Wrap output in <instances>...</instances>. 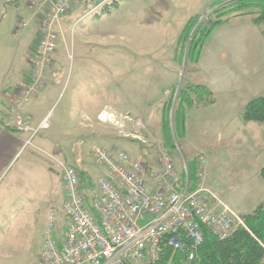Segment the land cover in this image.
Segmentation results:
<instances>
[{"label":"rangeland","instance_id":"obj_1","mask_svg":"<svg viewBox=\"0 0 264 264\" xmlns=\"http://www.w3.org/2000/svg\"><path fill=\"white\" fill-rule=\"evenodd\" d=\"M77 1L74 2L72 10L77 4L90 8L100 3L97 11H84L91 15L99 12L106 3L111 2V0ZM213 1H196L197 10L199 9L197 12L199 13L193 16H198V21L186 42L178 43L177 41L174 50L175 60L172 64L154 65V63H150L147 58L148 53H145V49L139 48L138 42L135 44L133 40H115L108 46H101L96 39V33H93V40L90 39L87 44H84L81 41L82 38L75 34L74 30L71 31L70 38L68 31L58 30V24L55 27L57 23L55 22L53 27L57 37L56 49L51 62L49 64L44 63L41 66V64H38L39 60L35 49H37V42L42 36V22L40 23L38 36L29 47H27L29 39L27 32L31 27L30 23H27L24 27L26 32L24 33V54L27 55L26 61H24L26 62L24 76L29 81L24 79V87L36 84L35 92L32 93L30 98H33L34 94L40 93L36 101L39 112L43 115L42 119L44 117L48 119L49 127L39 129L32 136L42 119L38 123H33L34 121L25 113L24 116L15 112L6 115V122L12 127L16 128L15 123L20 120L30 129L27 132L18 130L22 132L21 136L23 138H28V143L19 151L0 177V264H36L39 249L48 229L50 208H54L55 213H57L55 226L57 230L62 223V217L58 214L54 202L56 194L50 191L47 179L43 182L41 166L37 169L36 166L29 163V153L32 149H35L34 144L40 142L47 144L48 139H63L65 136L77 135V132H81L79 126L84 125L88 119H95L96 110L102 109L108 101L113 103L123 102L128 109L135 107V111H105L102 112L103 117H105L104 114L113 115L110 121L101 119L91 121L92 123L82 130V133H86V136L82 137V140L86 143L80 142L79 144L80 161L76 164L80 165L82 157L89 152L92 156V148L95 146L119 148L116 146L115 140L120 139V141L129 144L131 149L139 150V158H146L150 161L156 157L158 151L168 152L177 171H181L185 164L188 167L190 162L187 159L188 148L198 154L200 151L203 152V149L211 147L212 151H207V154L204 153L203 156L207 160H213L218 171V177L221 179L220 186L222 188L234 192L238 188L236 186L237 180L247 178V175L238 177L235 171V168H238L237 164L241 163V161H236V157L246 153V151L241 149L240 152H235L237 151L234 150L236 144L226 142V136H224L223 141L219 138L211 143H204L200 142L195 135L189 136L187 139L176 135L174 111L177 107V94L180 89L186 86H180L178 89L174 87L168 95H160L162 93L161 87L172 78L166 70L167 67H173L174 65L177 67L179 74L176 86H178L181 83V77L183 78V74L189 69L191 63H195L188 59V45L201 23L207 24L208 21L216 19L214 13L216 7H212ZM192 8L190 4L189 6L186 4L176 8L174 14L176 18L180 19L186 14L195 12L191 11ZM72 10L65 16L69 15ZM173 26H175V23H173ZM161 28L163 31L157 33L156 37L158 38L157 50L159 56L167 59L173 55L170 46L166 45L170 33L165 28ZM0 32L2 33V28ZM218 33V31H215V34L212 33L215 36H210L209 49H212L218 43V37L216 36ZM7 34L10 35L8 32ZM8 35H0V88L4 84L17 80L16 69L19 65L17 56L19 55L21 60L23 53V45L16 44ZM227 36L229 38L228 34ZM140 38V43H143L146 38L143 31ZM56 53L54 69L53 62ZM154 83L155 87L151 89ZM22 88L21 86L18 93L13 92L15 103L19 105L22 100ZM150 92L153 95H149ZM2 99L0 89V100ZM108 108L106 106L103 109L108 110ZM189 109H187V112ZM125 114L133 119H139L142 122V128L136 132L127 120L123 119ZM162 117H165L169 124L170 138L173 143L171 147L165 145V137L161 133ZM248 125L255 129L258 128V125H264V123L252 122ZM260 135L257 132L255 139L260 140ZM26 139H23V143L26 142ZM73 139L66 138V141L52 145L47 151L58 153L64 159V165L72 164L76 166L73 160L75 158ZM258 144L260 145V143ZM258 144L252 148L260 147ZM37 157L41 159L38 154ZM45 160L49 168H52L60 177L62 165L58 166V164L52 162L53 160ZM58 181V178L54 177L52 184L55 189L58 186ZM242 186V184H239V188L242 190L247 189V187ZM250 210V208H244L242 212H234L242 219L241 213Z\"/></svg>","mask_w":264,"mask_h":264},{"label":"crops","instance_id":"obj_2","mask_svg":"<svg viewBox=\"0 0 264 264\" xmlns=\"http://www.w3.org/2000/svg\"><path fill=\"white\" fill-rule=\"evenodd\" d=\"M53 1L20 0L18 5H14L13 0H0V14L2 15L0 17V29L2 28L0 35H8V32L10 34L8 36H11L13 42L20 46L23 45L22 59L20 60L19 55L17 56L19 64L16 69L17 80L4 84L0 88L3 97L0 100V177L18 155L19 151L28 143V138L26 139L21 136L22 132L10 130L12 126L6 122L7 113L15 112L23 116L25 113L27 116H30L34 121L33 123H38L43 117L39 112L36 101L40 93H36L26 103L21 101L20 105L15 103L13 94L18 93L21 86L24 87V79L29 81L24 76V66L26 64L24 61H26L27 56L26 53L24 54V33H26L24 27L27 23H30L31 28L27 32L29 36L27 47H29L38 36L41 20ZM196 1L127 0L120 2L118 8L112 10L111 13L104 14L99 18H95L94 15L84 11H97L100 3L90 8L77 4L69 15L59 19L55 27L58 24V30L68 31L70 38L72 35L71 31L74 30V33L82 38L81 41L84 44H87V41L90 39L93 40V33H96V39L100 42L101 46H108L115 40H133L135 44L138 42L139 48L145 49V53H148L147 58L150 63H154V65L163 63L172 64L175 60L174 50L177 40L184 25L190 17L199 13L197 12L199 9L197 10L198 5H196ZM186 4L188 6L190 4L193 7L191 11L195 12L186 14L180 19L176 18L174 14L175 9ZM253 18L251 15L236 16L219 25L213 31L214 34L215 31L219 32L216 35L218 43L212 49H209L211 38L210 40L208 39L201 50L198 62L191 63L189 69L183 74V78L181 77V83L176 86L179 71L174 65L173 67L166 68L172 78L161 87L162 93L160 95L164 94L165 96L174 87L178 89L180 86L185 87L189 85H203L212 93L208 101L195 104L186 113L183 139L195 135L200 142L211 143L213 140L219 138L223 141L224 136H226V142L236 144L234 150L237 151L235 152H240L241 149L246 151V153H242L236 157V161H241V163L237 164L238 168L236 167L235 171L238 177H245L247 175V178H239L240 181L238 179L236 183L238 188L234 192H231L220 186L221 179L218 177V171L213 160H207L203 156L204 153L207 154V151H212L211 147L203 149V152L200 151L198 154L188 148V160L199 162L200 157H203L205 160L203 184L221 202V204L215 203V212L222 211L223 205L236 213L242 212L244 208H250V211L241 213L244 215L253 211L259 203L264 201V181L260 178V170L264 166V148L262 149L264 147V125H258V128L252 129L251 125H248L252 122L246 123L241 119L242 111L247 102L254 97L264 96V23L256 24L253 22ZM173 23H175V26H173ZM161 27L170 33L166 45L170 46L172 49L171 54L173 55L167 59L159 56V51L157 50L158 38L156 37L157 33L163 31ZM142 31L146 38L143 43H140ZM56 55L57 53L54 55V69ZM154 87L155 83L152 84L151 89ZM149 95H153L152 92ZM106 106L109 107L108 110L103 109ZM103 108L96 110L95 119H88L87 122L89 123L86 122L84 125L79 126L81 132H77V135H73L72 137L65 136L63 139H48L47 144L45 142L36 143L34 144L35 149H32L31 153H29V163L36 166L37 169L41 166L43 182L47 179L50 191L56 194L54 199L55 206L57 207L58 214L62 217L60 229H63L67 222L61 211L64 193L59 174L52 170V168H49L45 159L48 161L53 160L52 162H55L58 166L64 163V159L58 153H49L47 150L56 143H63L66 141V138H74L73 144L77 141L86 143L82 140V137L86 136V133H82V130L87 128L92 123L91 121L100 120L102 112L135 111V107L128 109L124 106L123 102L113 103L108 101ZM257 132L261 134L260 140L255 139ZM23 139H26L25 143H23ZM115 144L130 155L137 158L140 157L139 150L131 149L125 141L117 139L115 140ZM257 144L260 147L252 148ZM89 153L86 156L82 154L83 157L80 165L76 164L75 158L73 160L77 168L84 172L94 184L104 174L105 168L94 162ZM37 154L41 159H38ZM54 177L59 180L56 189L52 184ZM239 184H242V187H247V189L242 190L239 188ZM244 191L246 192L245 194Z\"/></svg>","mask_w":264,"mask_h":264},{"label":"built area","instance_id":"obj_3","mask_svg":"<svg viewBox=\"0 0 264 264\" xmlns=\"http://www.w3.org/2000/svg\"><path fill=\"white\" fill-rule=\"evenodd\" d=\"M75 1L54 0L42 18V36L35 49L41 66L51 62L56 49L53 24L72 10ZM35 88L36 84L21 89L23 103L31 99ZM104 116L103 120L110 121L113 115ZM123 119L136 132L143 126L127 114ZM15 126L30 129L20 120ZM48 127L44 117L32 136ZM92 154L105 172L88 189L82 188L76 166L61 164V211L67 222L57 230V213L50 208L36 264H154L166 247L184 256L182 264H191L202 243V227L226 239L237 225H243L224 205L222 211H214L215 203L221 202L203 184V157L194 184L187 165L177 171L172 157L163 150L151 161L116 147H93Z\"/></svg>","mask_w":264,"mask_h":264},{"label":"trees","instance_id":"obj_4","mask_svg":"<svg viewBox=\"0 0 264 264\" xmlns=\"http://www.w3.org/2000/svg\"><path fill=\"white\" fill-rule=\"evenodd\" d=\"M88 2L92 0H87ZM127 0H111L99 12L94 14L99 18L118 8L120 2ZM20 0H13L18 5ZM212 7L216 19L201 23L189 42L187 55L192 62H198L201 50L208 41L213 31L230 17L252 15L256 24L264 23V0H214ZM198 21V16H192L184 25L178 43L186 42L193 27ZM184 49V46H183ZM212 96L210 90L203 85H189L178 91L177 107L174 111L176 135L183 137L185 134V120L187 109L197 103L208 101ZM205 101V102H206ZM171 102V101H170ZM161 133L164 135L165 145L173 146L170 138L168 121L162 117ZM241 119L244 122L264 123V96L254 97L245 105ZM11 131H17L10 127ZM77 141L74 145V154L77 162L80 161V149ZM189 179L195 184L197 181L198 162L192 160L188 163ZM82 188L93 187V182L79 170ZM260 177L264 181V166L260 170ZM243 225L236 226L232 234L226 239H219L211 231L202 227V243L196 251L191 264H264V201L259 203L253 211L242 215ZM184 256L173 252L166 247L159 260L154 264H182Z\"/></svg>","mask_w":264,"mask_h":264},{"label":"bare ground","instance_id":"obj_5","mask_svg":"<svg viewBox=\"0 0 264 264\" xmlns=\"http://www.w3.org/2000/svg\"><path fill=\"white\" fill-rule=\"evenodd\" d=\"M104 118H105V117H103V116H100V119H101V120H103Z\"/></svg>","mask_w":264,"mask_h":264}]
</instances>
